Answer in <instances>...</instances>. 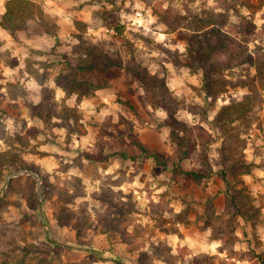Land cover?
I'll return each mask as SVG.
<instances>
[{
    "label": "rangeland",
    "instance_id": "rangeland-1",
    "mask_svg": "<svg viewBox=\"0 0 264 264\" xmlns=\"http://www.w3.org/2000/svg\"><path fill=\"white\" fill-rule=\"evenodd\" d=\"M36 2L52 34L36 21L13 36L0 28V264L22 256L42 264H260L264 88L249 92L256 71L241 56H214L226 63L214 96L203 92L201 71L175 61H186L188 38L205 22L239 43L230 55L264 59V0ZM135 10L149 14L151 31L127 24ZM90 46L113 65L77 69ZM56 78L97 87L78 102L83 91L66 96ZM247 98L242 118L224 131L215 126L222 106ZM176 128L182 149L170 136ZM221 145L224 153L241 150L251 165L234 186L243 208L259 213L248 222L237 217L224 242L216 240L230 219L222 218L225 185L215 175ZM181 172L209 182L197 185Z\"/></svg>",
    "mask_w": 264,
    "mask_h": 264
},
{
    "label": "trees",
    "instance_id": "trees-1",
    "mask_svg": "<svg viewBox=\"0 0 264 264\" xmlns=\"http://www.w3.org/2000/svg\"><path fill=\"white\" fill-rule=\"evenodd\" d=\"M229 1V0H225ZM243 6L256 11L261 9V6H253L250 2L241 1ZM264 19V12H263ZM32 21H36L39 23L40 27L47 32L48 34H52L51 26L47 21V17L42 10L41 6L36 2V0H6L4 3V11L0 16V28L6 32H8L11 36L15 34L16 31H22L25 29L27 24ZM117 33L119 35L122 34V28H116ZM209 32V36L205 35V33ZM228 34L221 33V29L218 28L213 23L205 22L201 24L196 30H194V34H191L188 38L187 47H186V61L181 62L180 60H176L175 63L178 66H184L191 71H201L202 74V90L208 96H214L221 91V83H222V70L226 68V63L218 61L214 58L217 53H225L230 58H236L235 56L242 58V63H247L248 65L255 68L256 71V79L257 83L252 85L249 89V92H255L257 94L258 88H254V86H259V88H264V59L258 56H251L249 54L244 55V52L234 53L233 49L236 46H239L232 38L227 37ZM236 43V44H234ZM236 45V46H235ZM230 48V49H229ZM88 49V48H87ZM94 47L90 46L88 49L85 59L82 63L77 67L80 70H95L101 67V64L105 68H109L113 63L108 57H103L94 54ZM102 61H101V60ZM240 61V62H241ZM12 66L15 65V61L11 63ZM56 85L64 92L66 96L74 93L75 91H83V94L77 96V101H80L81 97H87L89 95L90 90L96 89V85H93L88 82H81L76 79H71L67 83L60 82L59 79L56 78ZM69 109H65L62 111V114L65 118H67V113ZM249 110V101L248 98L245 101L233 103L230 105L222 106L220 108V112L217 115L214 124L216 127L221 128V131H224L227 125L232 124L234 121L243 117V115ZM71 112V110H70ZM39 114L41 112L39 111ZM46 116H49L46 114ZM79 126V135L84 136L86 134V130ZM177 129L172 130L170 132V136L172 142L176 144V146L182 149L183 146V138L177 134ZM223 134V133H221ZM223 141V140H222ZM223 143V142H221ZM244 148V144H242V148ZM117 153H112L105 155L104 157H100L101 161H108ZM187 153L183 150L180 151L179 157L182 159L187 158ZM205 158L206 155L204 154ZM91 161L95 162L96 159L91 156H87ZM243 152L240 150L238 153L234 150V146L227 148L224 153V148L221 147L218 149V160L216 164L220 166L215 172V175L221 177L225 189L223 190L224 194V207L222 210V218H226L227 215L230 216L228 229H220L221 235L216 237V240L224 242L227 239H230L231 234L236 230L239 226V222L237 221V217L242 219L244 222L251 221L253 219H258V209L251 211L248 207H244L246 204H243L241 201L242 194L239 190H237L234 186V183H240V177L250 175L251 174V165L247 164L244 160ZM207 167H209V161H203ZM25 171H33V167L31 165H26L24 167ZM11 174V173H10ZM185 176L191 178L192 182L197 185L206 186L209 182V176L206 174H197L195 172H185L182 173ZM231 177V179H229ZM231 181L233 183H231ZM65 250L70 251L71 249L65 248ZM260 258V264H264V253H260L257 255ZM10 264H42L41 262L33 263V261H29L26 257H19L14 262Z\"/></svg>",
    "mask_w": 264,
    "mask_h": 264
},
{
    "label": "built area",
    "instance_id": "built-area-1",
    "mask_svg": "<svg viewBox=\"0 0 264 264\" xmlns=\"http://www.w3.org/2000/svg\"><path fill=\"white\" fill-rule=\"evenodd\" d=\"M150 16L145 11L135 10L130 16L128 17L127 24H130V27H135L138 30H142L143 32H149L150 29ZM126 21V22H127ZM124 21L120 22L121 25H124ZM113 32V30H111Z\"/></svg>",
    "mask_w": 264,
    "mask_h": 264
},
{
    "label": "crops",
    "instance_id": "crops-1",
    "mask_svg": "<svg viewBox=\"0 0 264 264\" xmlns=\"http://www.w3.org/2000/svg\"><path fill=\"white\" fill-rule=\"evenodd\" d=\"M2 5H3V4H2ZM3 11H4V6L2 7V10H1V12H0V15H2ZM105 92H107V93H105L106 95L110 93L109 91H105ZM106 97H107V96H106ZM108 98H110V97L108 96Z\"/></svg>",
    "mask_w": 264,
    "mask_h": 264
},
{
    "label": "water",
    "instance_id": "water-1",
    "mask_svg": "<svg viewBox=\"0 0 264 264\" xmlns=\"http://www.w3.org/2000/svg\"><path fill=\"white\" fill-rule=\"evenodd\" d=\"M28 173V172H27ZM8 182V181H7ZM39 208H40V205H39Z\"/></svg>",
    "mask_w": 264,
    "mask_h": 264
}]
</instances>
